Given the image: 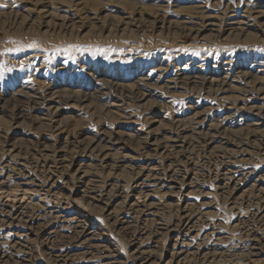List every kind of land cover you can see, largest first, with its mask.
I'll use <instances>...</instances> for the list:
<instances>
[{
    "label": "rangeland",
    "instance_id": "1",
    "mask_svg": "<svg viewBox=\"0 0 264 264\" xmlns=\"http://www.w3.org/2000/svg\"><path fill=\"white\" fill-rule=\"evenodd\" d=\"M14 1L0 0V191L7 192L0 194V264H141L143 259H148L146 264H196L191 259L199 253L229 249L245 253L255 245L264 250V139L247 134L246 115L234 114L242 107L236 99L241 96L239 88L221 94L227 100L214 97L213 92L193 98L179 90L169 97V90L160 89L138 109L125 110L102 107L105 99L81 103L73 98L51 122L15 120L10 104L18 91L49 84L76 96L91 93L96 81L130 91L139 86V78L167 79L192 67L216 73H211L213 78L224 76L228 69L264 71L261 32H231L228 20H220L217 33L201 32L193 38L195 33L161 27L146 10L116 9L114 0H87L85 9L70 3L66 8L50 4L49 12L56 19L47 24L42 16L26 15L24 6L33 9L31 4ZM215 1L219 11L225 5L237 13L258 3ZM206 2L211 5L214 0ZM166 16L171 21L180 19L175 14ZM198 117L204 133L212 125L221 129L218 132L226 140L216 139L209 147L198 135L185 132L183 148L177 153L164 146L156 153L145 145L146 133L162 140L174 136L178 125ZM114 139L123 144H107ZM90 142L95 143L89 150L85 145ZM96 146L110 150L106 163L110 167L93 158L95 150L90 151ZM146 156L154 159L151 167ZM49 167H54L53 175L46 173ZM78 169L84 171L81 177L74 175ZM147 174L157 175L158 181L143 188ZM21 184L31 194L23 196L25 208L21 205L12 218L6 199L22 198ZM91 191L97 202L88 207ZM138 196L142 202L132 205ZM145 196L153 197L144 201ZM183 256H190L189 260ZM218 260L217 264H229Z\"/></svg>",
    "mask_w": 264,
    "mask_h": 264
},
{
    "label": "bare ground",
    "instance_id": "2",
    "mask_svg": "<svg viewBox=\"0 0 264 264\" xmlns=\"http://www.w3.org/2000/svg\"><path fill=\"white\" fill-rule=\"evenodd\" d=\"M85 1H87V0H58V1L57 0H15L14 2L17 3V4L18 3L22 4V5L23 4H31L33 6V9H29V8H27V6H24V8L26 9V12H25L26 15L27 16H31V15L36 14L37 16H42V18L44 20H48L47 24H49L51 22V20L54 21L56 19V16L55 15H53V16L51 15V12H49V9H48V5L56 3L58 5L57 6L58 8H66L68 6V5L66 6V4L70 3V5L72 4L74 7H76V9H78L77 7H79V8L81 7L82 9H85V6L87 4V3L84 4ZM125 1L114 0V1H112V3H114L116 5L114 7L116 9H121V6L122 7H127V6L130 7L131 6V7L136 8L134 10H140V12L142 11L143 13H146V12H144L146 10V11L149 12V14H152V16L154 15V19L155 20L159 19L157 21V23H159L161 27L163 25H168V26H170V27H172L174 29H177L179 31H187L188 34H191V35H193L195 33L193 35V38H196L197 35H199V33H201V32L203 33V32H207V31H212V33H217L218 32L217 28H221V27H219V24H218V22L220 20H222V21L223 20H228V24L227 25L230 26V31L231 32L232 31H239L241 34L244 35V34H247L248 31L253 30V31H256L258 33L261 32L260 34L264 37V0H257L258 3H256V6H254L252 8H249L247 6L244 7V9L241 11V13H237V12H235L233 10H230L225 5H224V9L219 11L218 8L221 7V6L219 5V3L217 4V2L215 0H214V2H211V5L209 3L207 4L206 0H131V2H125ZM176 3H178V4H188V5H186V6L184 5L183 7H181L180 5H178ZM167 13L168 14L169 13L170 14H175L176 17L179 16L180 19L179 20L177 19L175 21L167 20L168 19L167 16H166ZM50 16H52V17H50ZM70 19H71V17L67 18V21H70ZM124 19H126V18H124ZM65 25H66L65 21H63L61 26H65ZM115 28H118V27H115ZM198 37H200V35ZM201 39H204V37H202ZM198 69H199V67H192V68H190V70H187L186 72H183L181 74L177 73L175 76L171 75L172 77L171 76H169V77L167 76V79H166V77H161V75H158L155 79L151 78V80L153 82H151V80H149V75H147L146 78L142 77V78H139L137 80L136 83H137V85L140 86V87L138 86L139 88L135 87L134 90H130V91L125 90V89H128L125 86H123V85L121 86V85L116 84V83L107 85L108 83H110L108 81H105V82L104 81H96L95 83H98V85H99V83H102V85L101 86L97 85L96 88L92 89L91 93H86L85 91H82V92H80L79 95H76V96L75 95L72 96V95L68 94V92L65 91V90H55L56 85H53V84H49V85H46V86L44 85L43 87H39V88H34L33 87V88H28L26 90H20L16 94L17 98L13 99V102L10 103L13 106L12 109H14V111L12 112V116H13V119H15V120L25 119V120H31V121L34 122L36 119H40L41 120L42 118H46L47 122L48 121L51 122L52 120H55V118H57L60 115V113L62 111L61 107L63 106V104H67L68 101L73 99V98H76L81 103H86V102L90 103V102H93V101H98L99 102V101H101V99L102 100L105 99V104L102 107H106L107 109L111 108V107L115 108V109L121 108L122 110H125V108L131 107V106L132 107L134 106V109H138L141 106V104H143V102L146 101L147 98L154 96L153 92H157L160 89L169 90V92H167V94H169V97H173L174 96L175 93H173L172 91L179 90V91L187 92V94L189 96L193 97V98L194 97L197 98L198 95L201 92L204 93V94H208L210 92H213L214 97L222 100V99H226V98L220 97L221 94H225V93L231 92L234 89L238 90V88H239L240 89L239 92H241V96L242 97L240 96L241 98L239 97V98H236V99L242 105V107L237 108L236 112L234 114L239 113V115H241V117L246 115V118L244 119V127H245L244 129H245V131H247V134H250L254 138L262 136V138L264 139V78H263L264 71L263 70H256L255 72H237V73H235V72H232L233 69H228L229 72H231V73H229V72L228 73H224L225 74L224 76L221 75V76H218L216 78L215 77L213 78L211 76V73L213 75H216V73L203 72V71H199ZM248 71H251V70H248ZM146 73H148V72H146ZM257 74H260V76L259 75L257 76ZM160 84H162V85L160 86ZM233 84H239L241 87H236ZM141 87H142V89H140ZM249 101H251V102L249 103ZM227 110L231 111V110H235V108L227 107ZM1 111H2V107H0V112ZM199 118H201V117L193 118V119L189 120L188 124H180V125H178V127L176 129L177 134H176V132L174 133L175 137L174 136H169V137L167 136L166 138H162V140H158L159 138L157 136L151 135V134H150V136H148V133H146L147 136L145 137V140H144L145 141V145H147L148 148L152 149L156 153H158V151L161 150L163 148V146H164V149L166 151H168V149H172L173 153H177L176 149H182L183 148V146H182L183 144L182 143H184V140L186 139V137L183 136L185 134V132L186 133L187 132L188 133L191 132L192 134L198 135L204 141H207V145H209V147L213 146L215 144L216 139H219L221 141L222 140H226L224 137H221L222 133L218 132V130H221V129L218 128V127L215 128L212 125H210V128L204 133L202 131L203 124H201V121H198ZM212 127H214V128H212ZM197 130H199V131H197ZM56 131H57V129H56ZM223 131L224 132L228 131V129L226 128ZM230 131H231V129H230ZM94 143L95 142H90V143H87L85 146H87V148L89 149V148L93 147ZM107 144L116 147V146L122 145L123 142L121 140H119V139H117V140L114 139L113 142H107ZM167 144H169V145L166 146ZM88 149H86V150H88ZM93 150H95L94 153H92V154H94V155H92V156H94L93 158H99V160L102 162V166L103 167L109 166V163H108V165H106V163H107V161L110 159V157L112 155L109 152L110 150H108V148H105V146L104 147H99V148H97V146H96L90 152H92ZM7 152L10 153V151H7ZM178 152H180V151H178ZM14 153H15V151H14ZM146 157L147 158L145 159V161L148 162L147 167H151L154 159H152L151 157H148V156H146ZM18 166H21V164H18ZM10 167H12V166H10ZM154 168H156V167H154ZM172 168L173 167L170 166V165L167 166L168 171H172ZM6 169H8V168H6ZM40 169L42 170V168H40ZM48 169L49 170L46 172L48 174L53 175V173L56 172L54 167H49ZM52 169H54V170L52 171ZM140 169H142V168H140ZM149 170L151 172L154 171L153 168H150ZM74 173H75L74 175H77V176L84 175V171H82L81 169L76 170ZM156 176L153 175V174H147L145 176L146 179L142 180L143 183H145V182L146 183L145 184L142 183L141 186L143 188L153 187L154 186V182L158 181ZM231 179H232V176H231V178L229 177V180H231ZM6 180L4 182H6ZM178 181L179 180H177L176 182H178ZM40 182H43V181H40ZM21 185L22 186L20 187V189L19 190L17 189V190H18L19 193H21L20 195L22 196V198L19 199V198L16 197L14 199H12V198L9 199L8 198L9 196H8L7 199H6V203L7 204L5 205V207H9L10 208L11 212H8V214L10 213L12 218H14V215H16V213L18 211V208H20L22 203H24L23 202V199H24L23 196L25 197V194H31L30 192H27L28 189H25L24 185H26V184H21ZM3 189L0 191V194L4 195L7 192L3 191ZM91 190L93 191V189H91ZM92 191L90 193H88L90 196L87 195L88 196L87 200L91 201V202L87 203L86 206H88V207H89V205L90 206L93 205L94 202H97L96 198H95L96 195H93ZM42 192H40V193L42 194ZM151 192L154 193L153 191H151ZM11 193L13 194V192H11ZM43 194H45V193H43ZM177 194H179V193H177ZM34 195H36V194H34ZM92 196H94V197H92ZM171 196L172 195L170 194V197ZM18 197H20V196H18ZM51 197H53V195H51ZM145 197H146V198H144L145 200L143 199L144 201H146V199L148 200V198H151L153 196H145ZM142 198L143 197H140V196H138L137 198H134V202H133V204L132 203L131 204L132 205H138V203L142 202V200H141ZM42 199H43V197H42ZM26 201H29V200H26ZM30 203H31V200H30ZM61 203H63V202H61ZM79 204L81 205V203H79ZM33 206H34V204H33ZM64 207H65V205H64ZM82 207H83V210H88L86 207H84V206H82ZM186 207H184V208L186 209ZM24 208H25V206H23L22 209H24ZM67 209L68 208H66V209L64 208V210H67ZM184 212H186V211L184 210ZM153 213H154V211H153ZM193 214H195V212ZM186 215H189V214L187 213ZM26 217H27V215H26ZM58 217H60V216H58ZM60 218H62V216ZM16 219H18V218H16ZM54 219H55V217H54ZM4 222H2V223H4ZM4 225H5V223H4ZM12 226H14V225H12ZM71 226L73 227V225H71ZM171 231H172V229H171ZM232 238H230V239H232ZM256 238H258V237H256ZM245 242H247V241H245ZM89 246H88V248H91V246L90 247ZM187 246H188V244H187ZM101 249L103 250V248H101ZM262 249H263V247H262ZM245 251H246V249H245ZM86 253H87V251H86ZM86 253H84V254H86ZM92 254L94 255L95 252L92 253ZM63 255H61V256L63 257ZM187 255H191V253L187 254ZM261 255H264V250H261L260 247H257V245H255V247H253L250 251L245 252V253H243V252H241V253L233 252L230 249L229 250H222L220 253H213V254L211 253V254H208V255L199 253V255H195V258H197V259L193 258V259H191V261H193V262L196 261V264H217L218 261H219L218 259H226L225 262H228L229 264H264V261H263L264 258L262 259V261L258 260L261 257ZM198 256H199V258H198ZM55 257H58V256L56 255ZM133 257H134V255H133ZM189 257H184V259L189 260ZM184 259L182 258L181 260H184ZM173 260H175V259H173ZM55 261H56V259H55ZM147 261H148V259H143L142 261H140V263L141 264H146ZM57 262H58V260H57ZM222 262H224V260H222ZM61 263H63V261ZM151 264H154V263H151ZM166 264H172V261H169Z\"/></svg>",
    "mask_w": 264,
    "mask_h": 264
},
{
    "label": "snow or ice",
    "instance_id": "3",
    "mask_svg": "<svg viewBox=\"0 0 264 264\" xmlns=\"http://www.w3.org/2000/svg\"><path fill=\"white\" fill-rule=\"evenodd\" d=\"M0 7H2V5H0ZM0 68H3V65H0ZM0 75H2V73H0Z\"/></svg>",
    "mask_w": 264,
    "mask_h": 264
}]
</instances>
